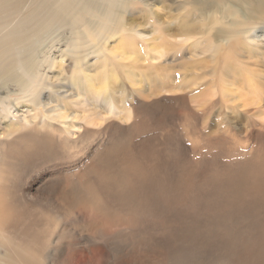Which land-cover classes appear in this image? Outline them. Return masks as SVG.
Segmentation results:
<instances>
[{"label":"rangeland","instance_id":"obj_1","mask_svg":"<svg viewBox=\"0 0 264 264\" xmlns=\"http://www.w3.org/2000/svg\"><path fill=\"white\" fill-rule=\"evenodd\" d=\"M147 1L148 9H141L143 2L133 4L124 19L128 27L136 28V39H129L123 29L111 25L109 31L98 29L100 38L86 39L87 42L81 38L84 43L77 48L74 44L67 47L54 43L55 39L40 53L43 71L29 94L41 93L44 100L52 93L59 101L47 108L59 104L69 119L59 123L52 119V113L43 116L32 103V97L20 91L5 96V105L0 103V178L3 180L0 181V230L5 239L1 244L7 248L0 247V253L13 248L12 252L19 254V258L30 259L26 238L35 242L40 236L48 239L34 246L36 259H31L34 264H40L43 255L45 264H209L217 258L216 254L226 252L221 238L210 243L204 241L203 256L176 259L187 252L194 236L186 235L195 223L201 222L202 228H197L205 232L212 224L213 218L208 216L215 210L204 212L205 215L202 211L196 213L191 210L192 199L186 206L174 208L161 197L158 207L170 206L163 222L159 220L158 209L157 219L151 215L133 219L129 203L118 200L115 184L111 186L115 201L107 204L114 206L113 209H99L80 200L83 193L89 196L94 193L88 176L92 167L106 168L120 150L124 153L132 147L127 156H136L146 163L154 161L148 160L143 151L154 147L160 176L175 184L179 183L183 168L198 167L202 173L196 178V189L204 185L207 174L211 177L219 171H235L234 168L239 172L248 163L246 155H251L253 146L259 144L257 139L264 143V23L249 20L246 26L231 32L221 26L222 31L229 32V38H233L234 31L241 35L252 29L247 36L239 38L241 44L232 39L230 47H233L229 48L226 42L215 39L211 25L198 16L195 20L185 0ZM187 37L191 40L184 42ZM221 42L222 48L234 50L225 67L222 59L205 52L206 45L210 47L212 43L216 47ZM76 52L80 54L75 56ZM78 61L80 65L76 66ZM223 75L225 83L219 87L218 79ZM86 77L91 81H86ZM245 77L252 78L249 85L257 86L258 93L249 89ZM223 86L226 92L231 91L229 103L221 96ZM99 93L115 98L119 112L125 98L131 110L130 120L121 121L112 116L107 121L100 120L96 113L106 111V107L102 97L98 99ZM80 101L86 102L77 104ZM227 129L236 135H228ZM255 130L262 134L255 133L253 140L248 139ZM34 133L46 135L52 142L49 147L55 144L52 152L43 150L45 142L39 143L40 137L36 139ZM34 139L37 150L29 147L30 142L34 147ZM246 139L250 144L243 141ZM37 143L42 147H37ZM204 146L210 149L207 154L202 152ZM120 163L114 162L116 173L123 170ZM155 179L159 181L158 174ZM106 187L104 184L99 189L101 195L109 191ZM205 189L210 198L219 194L215 198L216 212L220 211L219 217L228 223L227 218H232L230 208H237L240 200L231 193L230 199H234L231 207L224 205L223 200L230 192L224 183L217 187L218 194L216 185H206ZM99 198L94 193L90 200L102 204ZM202 201L198 198V203H205ZM240 219L238 215L236 221L230 222L242 229L245 224ZM7 238L12 239L9 242ZM239 238L228 237L237 249L227 251L226 259L235 264H264V236ZM126 241L125 247L122 243ZM92 246L96 249V262L85 259L84 252ZM198 248H202L201 240ZM105 254L114 256L104 259Z\"/></svg>","mask_w":264,"mask_h":264},{"label":"bare ground","instance_id":"obj_2","mask_svg":"<svg viewBox=\"0 0 264 264\" xmlns=\"http://www.w3.org/2000/svg\"><path fill=\"white\" fill-rule=\"evenodd\" d=\"M139 2H143L141 4V9H148L150 7L147 0L146 2L144 0H0V103L5 105V96H8L9 93L11 94L12 91H20L32 97V103L36 105L38 111L43 116H45V113H52V119L55 121L57 120L58 122L62 119H69L67 118L68 116L63 113L65 112V109L60 108L59 104L58 106H54L49 109L47 108L52 105L53 102L59 101V99L53 98L52 93H49L47 95L48 99L44 100L41 93L29 94L31 87L34 83H36L41 71H43V65L40 61V53L46 45L55 39L57 40H55L54 43L57 42V44H63L67 47L74 44V48H77L79 44L84 43L81 38L85 41L86 39L88 41H93L100 38L102 35L98 29L103 27L109 31V26L111 25H113L114 28L119 27L123 29L127 33V37L129 39H136V28L131 26L128 27L126 23H124V19L126 18L127 10L131 8L133 4L139 5ZM185 3L191 6L192 11L196 16L195 20L198 16L203 21H206L207 24L211 25V28L216 35L215 39L217 41L220 40L226 42L229 48L233 47H230L232 39L240 42L239 38L247 36L252 29H248L250 30L249 32H243L241 35L240 33L234 31L233 38H229V36H227L229 32L222 31L221 26L227 27L228 31L231 32L232 29L246 26L245 22L249 20L264 23V0H185ZM197 24L199 25V23ZM201 27H204V25ZM193 31L197 32V30ZM181 34L190 35L188 32L185 33V31H181ZM75 38L78 39L77 42L75 41ZM246 39L247 38L244 40ZM188 40H191V38L187 37L184 42H187ZM239 44H241V42ZM223 45L224 44L221 42L220 45H216L215 47V45L210 43V47L207 45L205 46V52L209 53L212 57L222 59L223 66L225 67L226 61L228 59H232L234 50L224 49L222 48ZM214 51L217 52L216 56H214ZM79 54V52L74 53L75 56H78ZM79 65L80 63L78 61L76 66ZM224 76L225 75L219 76V87L225 83L223 78ZM85 80L91 81L88 77H86ZM249 81L251 82L252 78L245 77V83L247 85L250 84ZM249 89L255 93L259 92V88L257 86L251 88L249 85ZM103 90H105V88H103ZM220 93L223 97V101L226 100L227 103L231 101V91L226 92L225 87L223 86V91ZM98 95V99H101L102 97V101L106 107V111L96 113L100 120L107 121L110 119L108 116L117 117L121 121L130 120L131 110L128 109L129 106L126 104L125 98L122 100L124 103L121 108L122 111L119 112L115 104V98L104 93H99ZM92 96L94 98V94H92ZM83 102L86 101H80L77 104H81ZM10 104L11 103H8V106ZM41 107H44L45 109L43 110ZM94 108L97 109L98 106L94 104ZM121 112H126V115H120ZM76 113L77 112L74 113L75 117H77ZM138 119L135 124L136 130L139 128ZM34 130L36 131V128ZM226 131L228 135L235 134L229 129ZM255 133H259L261 135L262 131H252L251 136L248 139L253 140L254 137H256L254 135ZM37 135L35 134L34 137H36V139L40 137L37 139L39 143L45 142L44 145L42 144L43 147L37 143L39 145L37 147H42L44 151H47L48 149L49 153L52 152L50 150L54 149L55 144H53V147H49L50 145L52 146V142H50L48 137L44 134H40V136ZM259 140L257 139L259 144H255L253 146V153L249 156L246 155V161L248 162L246 167H243L242 169L240 167L241 170H239V172H235L236 168H234L235 171L232 169L219 171L211 177L207 174L204 176V185L196 189H194L196 178L202 173L198 167L191 166L183 168L181 179L178 184H175L160 176L161 171L159 157L154 147L143 151L144 155L148 157V160L154 161L146 163L136 156H127L132 147L126 149L124 153L120 150L116 152L111 161H108L106 168L102 169L100 166L97 170L96 165H94L92 167L93 169L88 174L93 183L91 190H93L92 192L96 194V198L97 196L100 197L99 199L102 204L99 203L100 201L98 199L97 202L90 200L91 197L94 196V193H91L90 196L83 193L80 200L82 204L85 205L95 204V206L99 209H113L112 207L114 206L107 204L108 202L112 203L115 201V196L111 192V186L115 184L117 185L115 192L118 194V200L129 203L131 206L130 210L133 209V219L136 218V216L145 215H151L154 219H157L158 215L156 211L158 209L159 211L157 212H159V220H162L163 222L170 206H173L174 208H181L188 204L189 199L190 202L192 199L193 202L191 203V210L196 213L202 211L205 215V213L209 214L211 211L215 210V212H212V214L208 216L209 219L212 216V224L209 225V230H206L205 232L204 229H199L202 226L201 222L195 223L193 230L186 235L194 236L190 240L187 252L179 254V256H176V259L181 260L185 258L186 255L203 256L202 252L204 249V241L210 243L223 238V248L226 249V252L216 254L217 258L211 259L209 264H235V262L228 261L226 259L227 251L229 252L237 249L234 243L228 241L229 236H240V240L244 239L245 236H264V143ZM27 141H29V139ZM243 141L250 144V141L247 139ZM20 144L21 142L19 143V146ZM22 145L23 144H21V146ZM32 145L30 142L29 147L31 150L32 148H36V142L34 143V147H32ZM137 145H141V143H138ZM13 146L14 145H12V148L14 150ZM21 146L20 150H22ZM250 149L252 150V148ZM209 150L210 149L207 146H204L202 152L207 154V151ZM16 151L17 150H14L15 153ZM44 151L43 154L46 152ZM118 159H120V161ZM115 160L117 162H122L120 163L123 168L121 173H116L113 169V166H116V164H114ZM228 167L231 168V166ZM237 169H239V167ZM157 174L159 181L155 179ZM1 180L2 177L0 178V181ZM223 183L225 187H227V192L230 191L228 192V196L226 195V198L223 200L224 205L230 208V202H233L234 199L240 200L237 208H230L232 210V218L227 216V220L229 221L228 223L224 222L226 219L223 221L219 217L218 214L220 211L216 212L217 203L215 198L217 199L219 195L218 193H220V190H217V187ZM104 184H107L108 187H106V189L109 188V191L106 190L107 193L101 195V191H99V189L104 187ZM206 185H216V194L218 195L210 198L206 192L207 189H205ZM97 189L99 193H97ZM64 191L66 190L64 189ZM231 193L234 194V199H230ZM61 194L60 195L62 197L63 193ZM65 195L64 201L67 196ZM161 197H163V199H165L167 204H170V206L165 205L162 208L158 207L157 201L160 200ZM198 198L203 200L202 202L205 203H198ZM238 215L241 216L239 222H243L245 224L242 229L235 228V225L230 222L236 221ZM165 222L167 223V220ZM198 226L199 228H197ZM3 236L2 230H0V247L7 249L3 244H1L4 243ZM11 239L7 238L9 242ZM42 239L47 241L48 236H40L35 242L28 237L26 238L27 245L30 250L28 258L30 256V259L25 260L19 258V254L12 252L15 249L10 248L9 250H6L5 254L0 253V264H34L32 261L36 259V249L34 246ZM200 240L202 241L201 250L198 248ZM9 244L12 245V243ZM127 244V241L122 243L125 247ZM47 245L48 244L44 247L45 249ZM6 246L9 247L10 245ZM95 250V247L92 246L88 252H84L86 261L96 262L94 254ZM128 253L130 255V252ZM119 255L122 256V253H119ZM222 255L224 257H222ZM113 256L114 255L112 254H105L104 259H109ZM40 260V264H45V255H43V258ZM196 263L198 264V262Z\"/></svg>","mask_w":264,"mask_h":264}]
</instances>
